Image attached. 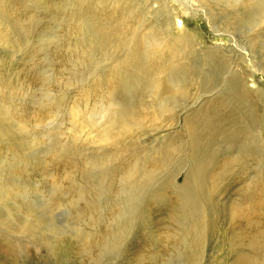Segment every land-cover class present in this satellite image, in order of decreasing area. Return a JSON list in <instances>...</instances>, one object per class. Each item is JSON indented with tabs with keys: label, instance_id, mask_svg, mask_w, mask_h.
Here are the masks:
<instances>
[{
	"label": "rangeland",
	"instance_id": "374dc122",
	"mask_svg": "<svg viewBox=\"0 0 264 264\" xmlns=\"http://www.w3.org/2000/svg\"><path fill=\"white\" fill-rule=\"evenodd\" d=\"M166 1L163 8L160 0H148L151 9H139L128 20L126 15L109 14L106 5L113 6V0H108L101 12L105 16L97 17L125 21V27L109 30L112 39L100 43L89 37L88 27L72 12L78 0H4L0 13V104L8 108L9 115L6 135L0 133L4 135L0 137V165L15 169L13 176L7 172L0 176V190L9 179V187L13 182L24 190L17 194L22 199L7 200L12 218L23 216L12 207H18L19 212L31 209L32 219L41 212L46 214L49 221L40 215L43 227L48 222L53 225L49 230L43 228L39 241H31L38 239L33 236L24 239L21 228L19 232L0 231L9 233L0 235V264H236L250 244L264 248V167L260 169L249 155L218 157L219 166L209 170L201 189L190 188L192 192L183 188V180L194 165L176 167L182 160L176 157L171 166L156 170L153 182L140 187V191L146 190L137 197L139 186L126 179L135 163L139 169L151 170L148 158L164 155L165 144L182 136L183 119L227 88L226 73L244 77L249 90L264 100V0H241L243 5L236 0ZM129 7L122 5L121 12ZM149 32L156 34L153 36L163 49L171 37L183 43L173 49L195 51L194 64L202 71L208 70L206 55L214 51L229 60V68L207 74L212 81L209 93L202 91L197 80L187 96L177 99L173 112L164 113L158 121L142 122L146 118L142 116L141 125L131 130L130 137L103 150L101 144L84 136L75 144L73 164L62 154L61 162L48 160L43 165L48 170H42L39 159L50 146L57 150L59 145L69 144L70 112L82 120L76 109L90 114L108 107L111 101L117 108L128 107L130 89L119 81L118 54L123 49L119 41L134 45ZM59 105L61 109H57ZM260 135L264 141V128ZM105 151L109 171L105 178L93 179L90 174L95 169H86L82 160ZM168 177L169 186L157 188ZM128 182V194L137 200L126 227L132 229L116 250L105 249L107 228L121 215L118 199ZM180 189L186 190L188 198L200 192L206 200L200 205L206 233L198 249L187 251L175 242ZM50 192L56 195L57 207L52 208ZM4 204L0 203V211ZM86 206H90L88 211ZM195 250L196 258L189 255Z\"/></svg>",
	"mask_w": 264,
	"mask_h": 264
},
{
	"label": "bare ground",
	"instance_id": "6f19581e",
	"mask_svg": "<svg viewBox=\"0 0 264 264\" xmlns=\"http://www.w3.org/2000/svg\"><path fill=\"white\" fill-rule=\"evenodd\" d=\"M107 1L78 0L75 11H72L78 16L79 22L84 27H88L89 37L93 40L96 39L100 43H105L112 39L109 30L125 27V21H118L113 17H97L105 16V13L101 12ZM3 2L4 0H0V13L4 7ZM153 2H158V0H153ZM166 2V0H160L159 5L164 8L167 5ZM198 2L201 4L200 1ZM235 2L240 3L241 0H236ZM147 3L148 0H113V6H106L110 9L109 14L114 12L113 15H126L129 20L134 12L138 13L139 9H145L146 11L149 8L151 9L152 5H147ZM240 4L243 5V3ZM122 5H129L130 7L121 12ZM153 35L156 34L149 32L134 45L129 44L125 40L119 41L123 45L122 51L118 54L121 59L119 62L121 68L119 81L123 88L130 89V104L128 107L117 108V104H113L111 101V105L108 107L98 112H91L90 114L76 109L83 117L82 120H79L75 113L70 112L68 114L71 125V129L69 130L70 135L68 136L69 144L64 143V145H59L61 147H58L57 150L50 146L45 156L39 159L42 170L47 169L43 165L48 163V160H51L50 162L52 163L61 162L62 154L67 155L65 156L66 159L73 164L75 157H77L75 156V144L84 136L85 140L92 139L99 145L101 144V149L103 150L115 145L118 140L130 137L131 130L141 125L142 116H146L142 122L147 119L158 121V118H161L164 113L173 112L172 109L174 108L172 107L175 106L174 104H176L177 99L187 96L190 88L197 80L200 81V86H198L202 91L206 92L208 90L207 93H209L212 81L207 74L209 72L221 73L229 68V60L221 52L214 51L206 55L209 61L207 64L208 70L202 71L199 69L198 63L194 64V59L197 58L195 51L184 53L182 47L173 49L177 43L181 42L171 37H168L170 44L163 49L161 43ZM82 43L83 45L85 44L84 42ZM181 46H183V43H181ZM92 60L93 57L88 59L89 62ZM226 77V79L224 78V83L227 85V88L221 90L213 101L200 105L199 108L183 119L184 132L183 134L181 133L182 136H177V140L172 144H165L164 155L160 154L154 160L148 158L151 167L150 171L139 169L136 163L131 166L133 168L127 173L126 179L135 181L136 184L134 185L133 183V186H139L135 191L134 197H137L141 192L144 193L146 190L145 186L153 182L152 180L155 177L157 169L171 166L180 158L182 160L176 167H183L187 163L194 165V168L193 166L189 167V172L185 174L183 180V188L186 190L193 188L194 191H197L206 182L211 169L219 166L217 165V160L220 156L234 153L246 154L258 162L260 169L264 167V141L260 135L264 128L263 96L259 97L257 92L250 91L245 78L238 75V73H226ZM1 93H3L2 88ZM5 97H7V94H5ZM131 97H133L132 101ZM57 109H61L60 105ZM8 115V108L3 103L0 104V133L5 135V124L8 126ZM95 129L96 131H94ZM2 136L4 135H0V137ZM70 154L71 156L68 157ZM55 155L59 156L55 157ZM108 161L109 156L105 151L101 156L92 155L91 157H86L82 160V163L86 169H95L94 173L90 174V177H94L93 179H95L96 176L97 178L106 177L105 174L109 171V166L106 165ZM3 164L0 165V176H3L6 172L11 175L14 172L15 166L6 164L3 167ZM46 166L49 167V165ZM192 171H195V174H192ZM10 182L9 179L7 182L1 184L0 203L5 204L0 211V231L8 229V231L19 232L21 228L20 232L24 233V239L33 236L38 239H30L31 241H39L41 237L40 232L43 228L49 230L53 224L48 222L43 227V219L49 221L45 213H39L41 216L45 215L44 218L42 217L43 219L40 218V215H36L32 219L33 214L31 212L33 211L31 209L19 212L18 207L12 208L17 215L23 216L12 218L8 213V209L11 207L7 200L10 197L22 199L23 197L17 194L24 190L17 183L13 182L11 183L13 187H9ZM128 184L129 186L123 187L120 192L121 196L118 199L120 206L123 208H121V215L118 214V220L116 219L117 221L111 223L107 228L108 235L106 237L107 244L104 245L105 249L116 250L122 243L125 234L132 229L126 227L130 218L135 214L133 201L137 202V200L130 198L128 190L131 188V185L129 182ZM169 184L168 177L157 188L161 190L167 185L169 186ZM140 187L145 188L140 191ZM171 187L176 191L179 189L174 186ZM186 190L180 189L179 191L182 193V199L180 216L175 212L176 220L178 221V234L176 235L175 242H179V245L188 251L201 247L202 243L200 242L205 237L206 227L204 226L203 206L200 205L205 204L206 200L202 198L200 192L188 198ZM188 192H192L191 189ZM106 193L108 194V192ZM157 193L156 189V192H152L151 196L153 197ZM50 196L49 201L56 199L54 193L50 192ZM57 206V201H54L52 208ZM87 206L85 208L86 211L90 207ZM142 206L144 205L139 207L140 210H142ZM0 235L8 236L9 233L4 232ZM189 241H191V244H188ZM47 247L49 246L47 245ZM261 249H258V245L250 244L247 253L241 255L236 264H264V248ZM197 252L196 250L192 251L189 255H193L196 258Z\"/></svg>",
	"mask_w": 264,
	"mask_h": 264
}]
</instances>
